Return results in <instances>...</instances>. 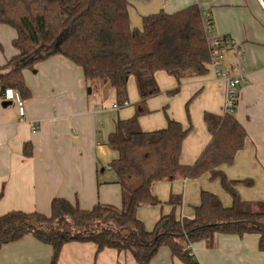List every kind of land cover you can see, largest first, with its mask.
Wrapping results in <instances>:
<instances>
[{"label":"crops","instance_id":"1","mask_svg":"<svg viewBox=\"0 0 264 264\" xmlns=\"http://www.w3.org/2000/svg\"><path fill=\"white\" fill-rule=\"evenodd\" d=\"M194 4L210 14L216 34L233 41L224 50V65L238 66L242 74L233 113L247 136L234 161L220 168L230 180L251 182L236 185L241 199L264 200V0H130V24L141 28L144 16ZM16 36L13 27L0 23V67L18 54L13 46ZM24 77L29 98L21 99L17 91H10L5 103L0 97V215L12 210L49 214L54 198L78 203L83 209L98 203L122 208V188L109 168L117 152L108 145V138L118 120L140 109L138 120L144 131L165 128L168 116L185 128L192 126L180 158L189 165L212 138L205 112L224 113L226 83L210 68L204 75L182 78L174 94L170 91L179 85L177 78L156 71L160 93L144 103L136 77L130 76L126 104L117 100L115 88L92 87L82 68L60 54L26 69ZM34 125L38 127L35 132ZM28 142L32 144L30 156L23 150ZM210 179L205 173L196 179L178 176L155 183L153 192L162 204L139 207L138 218L149 231L161 215L171 212L177 218H193L203 190L214 192L230 206L232 198L220 179L215 178L213 184ZM193 247L200 264H264L257 233L216 234L212 246L202 240ZM52 253L51 245L27 234L0 249V264H49ZM176 259L182 262L163 246L150 264H177ZM57 264L137 263L130 251H98L93 242L72 241L63 246Z\"/></svg>","mask_w":264,"mask_h":264},{"label":"trees","instance_id":"2","mask_svg":"<svg viewBox=\"0 0 264 264\" xmlns=\"http://www.w3.org/2000/svg\"><path fill=\"white\" fill-rule=\"evenodd\" d=\"M129 6L130 0H0V23L16 30L13 46L18 51L0 67L4 103L10 91H17L21 99L29 98L24 71L55 54L80 66L92 87L115 88L122 104L128 98L130 76L136 77L144 103L160 93L155 78L158 70L177 78L179 85L172 94L179 91L182 78L208 73L210 43L199 4L144 16L141 28L131 26ZM140 113L138 109L134 116L118 120L108 138V145L117 152L109 167L122 188V208L98 203L83 209L78 203L54 198L49 214L6 212L0 215V249L32 234L52 246L49 264H57L63 246L72 241L93 242L98 251H130L137 264H150L166 246L184 264H200L184 249L187 244L204 240L212 246L216 234L248 233L259 234L260 249H264V200L241 199L236 185L251 182L230 180L220 168L234 161L247 136L234 113L205 112L212 138L189 165L180 158L192 126L185 128L168 116L165 128L144 131ZM23 150L30 156L32 144L26 143ZM205 173L220 179L232 198L230 206L214 192L203 190L193 218H177L171 212L161 215L152 231L146 229L137 210L162 204L153 192L155 183L178 176L196 179ZM134 179L138 185H132Z\"/></svg>","mask_w":264,"mask_h":264},{"label":"built area","instance_id":"3","mask_svg":"<svg viewBox=\"0 0 264 264\" xmlns=\"http://www.w3.org/2000/svg\"><path fill=\"white\" fill-rule=\"evenodd\" d=\"M204 17L207 37L210 43L209 68L216 78H220L225 81L226 89L224 113H233L239 97V86L242 82V74L240 73L238 66L224 65V50L227 47L232 46L233 41L230 38L221 37L215 33L213 19L205 10ZM19 104L21 105L22 102ZM124 104H126V102ZM115 106H117V104ZM37 129L38 127L34 125L33 132L37 131ZM184 249L189 253V255L195 258L193 243L187 244Z\"/></svg>","mask_w":264,"mask_h":264},{"label":"rangeland","instance_id":"4","mask_svg":"<svg viewBox=\"0 0 264 264\" xmlns=\"http://www.w3.org/2000/svg\"><path fill=\"white\" fill-rule=\"evenodd\" d=\"M210 184H213L214 182H216L215 181V179H210ZM218 183H219V181H217ZM139 184V180L138 179H134L133 181H132V185L133 186H135V185H138ZM176 263L177 264H183L182 262H180V261H178V259H176Z\"/></svg>","mask_w":264,"mask_h":264}]
</instances>
